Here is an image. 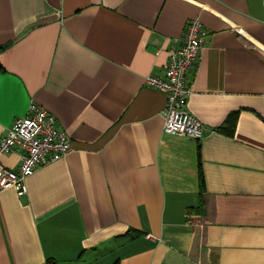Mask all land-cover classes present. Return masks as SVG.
Returning a JSON list of instances; mask_svg holds the SVG:
<instances>
[{"label":"crops","instance_id":"obj_1","mask_svg":"<svg viewBox=\"0 0 264 264\" xmlns=\"http://www.w3.org/2000/svg\"><path fill=\"white\" fill-rule=\"evenodd\" d=\"M191 19L200 139L144 84ZM0 46V138L32 100L70 137L0 190V264H264V0H0Z\"/></svg>","mask_w":264,"mask_h":264},{"label":"built area","instance_id":"obj_2","mask_svg":"<svg viewBox=\"0 0 264 264\" xmlns=\"http://www.w3.org/2000/svg\"><path fill=\"white\" fill-rule=\"evenodd\" d=\"M205 36L201 22L198 19L189 20L181 44L168 51L162 74L150 73L144 77L147 87L166 95L163 129L193 139L203 136L204 125L188 109L192 83L187 75L199 63ZM69 149L70 137L58 126L54 114L30 101L26 114L15 118L0 138V156L12 152H18L20 156L16 169L0 161V190L14 187L18 194L26 192L25 179L39 166L60 158Z\"/></svg>","mask_w":264,"mask_h":264},{"label":"trees","instance_id":"obj_3","mask_svg":"<svg viewBox=\"0 0 264 264\" xmlns=\"http://www.w3.org/2000/svg\"><path fill=\"white\" fill-rule=\"evenodd\" d=\"M5 46H0V50L3 49ZM199 180H200V192L204 190V180H203V175H202V170H201V162L199 159ZM127 236V234H124ZM136 235V234H135ZM134 236V234L131 235V237ZM49 264H58L55 260L49 259L48 260ZM112 264H118V261L115 260Z\"/></svg>","mask_w":264,"mask_h":264}]
</instances>
